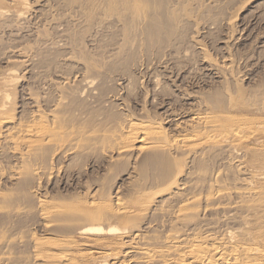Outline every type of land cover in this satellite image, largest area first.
<instances>
[{"label": "rangeland", "instance_id": "374dc122", "mask_svg": "<svg viewBox=\"0 0 264 264\" xmlns=\"http://www.w3.org/2000/svg\"><path fill=\"white\" fill-rule=\"evenodd\" d=\"M15 3L17 2L14 0H0V9L8 11L9 14L25 10L22 21L16 22L12 19V22L8 20L10 23L0 21V80L12 78V82L8 84L10 99L8 98L7 108L9 113H12L11 116L15 117V120L12 119L13 123L6 124L4 129L8 126L13 127V124L18 128L21 123L27 122L32 114H36L39 108V111L47 113L46 115L51 114L49 108H53L58 103L61 95L65 100L57 109L59 111L56 112L55 117L60 129H63H61L64 134L62 139L70 136L65 137L66 129L69 130L68 134L70 131L72 132L70 134L74 133L72 135L74 137L82 128V131L77 133L80 137H76L81 140L79 144L87 146L80 147L78 144V148L83 149V152L80 150L79 153V150L73 149L75 150L73 154L71 152L63 154L56 152L51 146L42 145L43 147L40 146V150L38 149L40 153L35 151L33 157L32 153L26 156L27 158L29 156V160L24 158L23 161H27V164L20 162L22 159L16 157L17 155L13 156L12 149H0V176H2L0 177V208L2 209H0V252L2 251L0 254L9 255L10 252L9 257H12V260L10 259L9 263L13 261V264H67L57 261L54 257L56 255H52L66 252V248L57 244V240L66 237L76 242L77 248L73 249L74 252L100 255L94 247L85 243L88 237H78L74 229L80 226L106 229L108 224L94 217H86L85 214L69 212L73 209L82 211L83 204L79 200H91L94 194L99 199L109 195L112 201L116 195L121 196V192L123 197L129 194L128 189L133 183L127 178L129 172L137 167L140 159L135 161V157L139 154L134 153V156L129 153V155L124 154L126 156L122 154L119 156L116 151H108V139L113 135L111 132L120 129L123 119L127 120L130 117L140 121L143 117V120H155L154 122L163 123L169 134L174 133L172 136H176L175 122L171 121L174 120L173 117L188 120L187 116L197 110L198 113H205L206 110V112L222 114V111L217 110L216 107V111L211 108L217 102L218 105L223 103L221 106H227L230 98L234 99L235 104L231 116L236 114L235 116L238 117L240 113L241 117H250L248 119L264 116V0H140L139 3H135V0H26L28 7H24L20 1L18 2L20 5ZM22 52L27 59L22 57ZM210 60L213 63H210ZM208 63L217 68L220 66L221 72L224 71L222 69L225 66L231 67L230 69L225 67L226 71L220 73L224 76L218 78ZM39 75H43V79ZM85 77L93 81L90 90L85 88V85L83 87L86 90L82 87L84 82L81 81ZM44 78L47 79L46 82H43ZM123 79L125 82L122 81ZM155 79L158 81L155 82ZM51 82L53 84L59 82L62 85L60 88L66 83L62 93L54 91L53 89L56 88H51L53 87ZM103 96L107 97L104 99ZM29 98H34L40 104L37 107L36 104L32 105L33 102ZM200 101L201 103L204 101V104ZM236 102L246 104L245 106L249 108L243 112L236 108ZM209 104L212 106L210 107ZM196 106L199 109L196 110L198 108ZM200 106H203V109ZM58 115L60 118L57 117ZM56 122L51 120L50 125L53 127ZM91 129H94L96 136ZM88 135H92L97 144ZM103 135L108 137L105 138L107 142H104L105 140L102 142ZM84 137L91 141L87 142L85 139L83 142ZM92 144L95 149L101 148L91 149ZM36 152L37 157L41 152L43 153L39 156L40 161L35 155ZM216 156H211V160L206 158L203 164L200 160L188 163L190 160L187 159L186 161H189L184 162L185 173L183 172L182 177H179V183L188 182L190 178L188 173L192 172L196 173V176L198 172L202 175L205 171L203 175L209 176L206 181L205 179H198L200 182L197 180V183L193 181L195 188L190 194L206 195L210 191L209 185L212 184L210 175L216 170L225 169L224 173L231 172L230 175L225 174L223 180L221 179L222 186L231 184L233 186L241 179L242 176L235 172V168L233 170V167L227 163L225 166L220 156L218 154ZM120 161L123 163V168L120 167ZM191 164L194 167L202 165L194 168ZM126 165L127 168L124 167ZM113 166H116V171L112 170ZM30 169L39 172L37 176L34 177ZM27 174L33 180L29 179ZM226 175L228 177L225 178ZM18 176L21 178H17ZM237 177L240 178L235 182ZM192 180L189 183H192ZM198 184L201 191L196 187ZM204 187L208 188L207 193ZM86 193H89L88 198ZM161 198H157L152 205L159 206L165 199V197ZM38 200L45 201L47 208L54 206L64 208L66 205H74V208L65 209V215L61 216V213L58 215L57 212L50 217V220H44L39 214ZM203 213L199 215L201 219L197 220L205 221L212 218L216 221L221 217ZM147 217L144 224L153 220V216ZM41 218L43 221L40 220ZM143 226V223L140 224L141 231L147 232L148 228ZM30 236L51 239L53 241L50 240V245L53 243L54 247L49 245L45 248L48 249L46 253H42L38 258L34 257L35 246ZM91 238L97 239L95 236ZM86 263L90 262L87 260Z\"/></svg>", "mask_w": 264, "mask_h": 264}, {"label": "bare ground", "instance_id": "6f19581e", "mask_svg": "<svg viewBox=\"0 0 264 264\" xmlns=\"http://www.w3.org/2000/svg\"><path fill=\"white\" fill-rule=\"evenodd\" d=\"M19 1L24 7H28L26 0H18V1L14 0V2H17L15 3L16 5L17 4L20 5L18 3ZM139 2L140 0H135V3H139ZM7 12L8 11L0 9V21L3 20L7 22L8 20L10 21L11 19L15 20L16 22L18 20L22 21L25 10L24 12L22 10H19L17 12H14V14H9V12L8 13ZM1 23L3 22L1 21ZM10 28L12 27L10 26ZM60 36L62 37L63 35ZM64 37H65V33L63 38ZM47 47H49V45H47ZM19 54L21 55L20 52ZM23 54L24 53L22 52V55ZM25 55L27 54L25 53ZM22 57H25V59H27L26 56L24 55ZM65 60L66 58L64 59V61ZM210 63L213 62L210 60ZM210 63L208 64L210 65L213 71L210 69L209 70L212 72L215 71L214 75H218L217 76L218 78L219 76L222 77L224 76L221 74L222 72L226 71L225 67L227 68L231 67V66H225L222 69L224 71L221 72V70L219 69L220 66L217 68V66L215 67ZM229 69L227 71H229ZM41 76L43 79V75ZM46 78L48 77L46 76ZM10 79L0 80V149L3 148L12 149V151H14L13 156L17 155L16 157L22 159V161L20 162H23L25 164H27L26 163L27 161L24 162L23 161L24 158L29 160V156L28 158L26 156L28 154L30 155L31 153L33 154V152L35 151H38V153H40L39 147L40 146L43 147L42 145H46V147L51 146L52 148H54V150H56V152H61L63 154H68L69 152L72 153L73 151L75 152V150H79L78 151L79 153L80 150L81 152H83L82 151L83 149H80V147H82L83 145L85 146L86 144L83 145L79 144L80 139L78 138L80 137V135L78 136L77 134L78 131H82L81 130L82 128L79 129L78 131L76 130L77 133L75 135L78 138L76 136L72 137L74 133L70 134L72 133L71 131L68 134L69 131L68 129H66V131L64 130L65 132H67L65 134V137L66 135L67 136L70 135V136H68L69 139L67 137H66L67 139L66 138L62 139L64 134H62L63 132V131L61 132L62 128L60 129L59 122L55 117L56 112L59 111L57 109H59V106L62 105V103H64L65 100L61 95L59 97V101L57 99L58 101L57 104L53 102L56 104L53 108L48 107L51 110L50 112L51 114L46 115L47 113L45 114L39 111L40 108L39 109L37 108L38 111H36V114L35 113L34 115L32 114L31 115L32 117L29 116L30 118H32V120H30L29 118L27 122L25 121L21 123L18 128L17 126L14 127L13 124V127L8 126L9 128L7 127L4 129L5 125L12 122V119L15 118L11 116L12 113L10 114L7 108V106H9L8 105L9 103L7 101L8 98L10 97V94L8 92L9 89L8 84L9 82H12V78ZM124 79L122 81H124ZM46 81L47 79L43 82ZM157 81L158 80L155 79V82ZM63 82L65 81L63 80ZM81 82L82 83L84 82L82 87L85 85L84 87L87 89L89 88V90L90 88L93 87V81L87 77H85ZM51 83L53 84V82ZM60 85L61 84H59L58 82V84H53V87L51 88L55 87L56 89H53L54 91L57 90L58 92L62 93L61 91L66 86V83L65 86L62 88H60ZM84 87L83 89L86 90ZM219 96L222 95L219 94ZM105 97L103 96L104 99ZM210 98L212 99V97ZM29 99L33 102L32 105L36 104L35 105L36 107L40 104L39 102L35 101L34 98H29ZM230 99H229L230 103L228 102L229 104L227 106L225 104H224L225 106H221L223 105V103L218 105L219 102H217V104L215 103L213 107L212 105H210L211 104L210 102H207V104L210 103L209 104L210 107L212 106L211 109L215 110L216 107L217 110L222 111L221 112L222 114L217 112L215 113L206 112V110L204 111L205 113L202 112L198 113L199 111L197 109H199V107L196 106L198 107L196 108L197 112L194 111L195 112L194 114L191 113L192 115L187 116L188 120L187 119L183 120L182 117H177V116L173 117L174 120H171L172 118L171 119L169 118L171 121L175 122L174 128L175 130H177L175 131L177 132L176 136H172L174 133L172 135L169 134L168 131L165 129V127H163V123L161 122L159 123L158 121L154 122L155 120L153 121L147 119L143 120L144 119L143 117L140 121L139 119L138 121H136L130 117L127 120L123 119L124 121H122L123 123L122 122L121 123L123 125L125 122L124 126L121 125L120 129L117 128L118 131H116L117 129H115L116 132L114 133L111 132L113 135H111L109 139L108 137L106 138L103 135L104 139L103 140L100 139V140H102L103 142L105 138L108 139L109 152L116 151L117 154H120L119 156H122L124 154L129 155V153L130 155H134V156H135L134 153L139 154V156H137L138 154L136 155L137 157H135V161L138 158L140 159V161L137 160L139 161V163L136 165L137 167L136 168L134 167V171L129 172L130 174H128V178H127L133 183L132 185L133 187L130 186L131 188L128 189L129 194L127 195V197L125 196L123 197L122 192H121V196L114 195L115 196L114 201H112L109 195L103 199H99V197L96 198L94 194L95 191H93L94 197H92L91 200H87V199H84V201L79 200L83 204L82 211L79 209H73L72 211L69 212L71 214H76V213L85 214L86 217H94L98 220H103L108 224V227L106 229L100 227H85V226L76 227L74 229V232L76 231L75 235L77 234L78 237H82V238L88 237L87 238L88 240L86 239L87 241L85 243H88L87 245L94 247V250H96L100 254L99 256H94L92 253L82 254V253L74 252L73 249L75 247L77 248L76 242L72 238L66 237L63 238L62 240L59 241L57 240V244H59V246L66 248V252L59 254H52V255H56L54 256L55 259L61 263L66 262L67 264H87L86 263L87 260L90 262L89 264H132V263L133 264H264V116L256 117L257 119L256 118L248 119L250 117H247L245 115L244 116L246 118L241 117V113L240 115L238 114L240 117L235 116L236 114L231 116V111L235 107V104H234V99L232 98ZM202 102L203 103H201L200 101L201 104H204V101ZM236 104H237L236 108L239 110H243V112L247 108H249L248 106H245L246 104L243 105L240 104V102L239 103L236 102ZM203 106L200 107L203 109ZM258 106H260V104ZM57 117H59V115ZM51 120L57 121L56 122L57 127H55L56 125L55 126L53 125V127L52 125H50ZM115 123L114 125H116ZM91 130H93V134L95 135L94 129ZM111 130L114 131L113 129L110 130L108 129V131ZM105 131L108 132L107 130ZM85 133L83 134L85 135ZM108 134H110V132ZM92 135H88L90 139L92 138L91 137ZM85 137H87V135H85ZM85 137L84 139H82L83 142L91 141L90 139L87 140L88 137L87 138ZM81 138H83L82 134H81ZM92 140L95 141L96 143V139L92 138ZM104 142H107V140H105ZM95 143L93 142V144ZM78 144L80 145L79 148H78L79 146ZM93 144L90 146L91 149L96 150L101 147L103 148L102 143H101L102 146L98 147L100 146L99 144L97 146L98 148L96 149ZM92 146H94V148H92ZM44 150H45V146L43 151ZM50 151L52 152V150ZM38 153L35 154L36 157ZM42 154L43 153L41 152L39 156ZM217 154L220 156L221 160L224 161V162L222 161L223 163L225 164L227 163L228 165L232 166L233 170L234 168L236 169L235 172L237 171L236 173L242 176L241 179L239 180L238 178L240 177H237L235 178L236 179L235 182L239 180L238 183H234L235 185L233 186L232 184L230 186L224 185L225 186L224 187L222 186L223 184L222 180L224 179L223 176L227 173L230 175L231 172L229 171L230 172L229 173L228 171H226L227 173H224L223 171H225V169L223 171L216 170L213 172V174L211 173L209 178L212 183L209 185L211 186L209 188L210 191L208 192L207 191L208 188L206 189L204 187L206 189V193L208 192L207 194L205 193L206 195H200V193L199 195L190 194V192L192 193V190L195 188V185L193 188V184H195L193 181H196V183L198 179L199 180L205 179L206 181V179L209 176H207L208 174L203 175V173L205 172L204 171L205 168H203L204 172L202 173V175L200 172H198L200 174L197 173L196 176H195L196 173L194 174V172H192L193 174L188 173L190 175V176L188 175V178L190 177L189 181L193 179L192 183H189L188 180H187L188 182L185 181L188 184L179 183V177L183 175L182 173L184 172L183 166L184 165L186 166V163L184 164V162H188L190 160L188 163H195L196 161L200 160V163L203 164V160H207L206 158H210L211 156L214 155L216 156ZM33 156L34 154L32 155V157ZM39 156L37 158H39L40 161L41 158ZM171 156H174L176 159H173L174 157L171 158ZM187 159L189 160L186 161ZM211 159L212 158H210V160ZM122 161H124V159H122ZM112 163L111 165H113ZM40 164L42 163L40 162ZM122 164L123 163L120 164L121 165L120 167L123 168ZM227 164L225 166H227ZM192 166L189 165V167ZM196 166L197 165L193 167L196 168ZM124 167L127 168V165ZM115 168L116 166H113L112 170ZM197 169L200 170V168ZM116 170L117 169H115V171ZM32 172H33L32 175H34V177L37 176V174L39 173L36 170ZM18 173L20 172L18 171ZM29 174H27L28 177L31 175ZM21 176L24 177L23 175ZM21 176H18L17 178L19 177L21 178ZM226 177H228V175H226L225 178ZM29 179L33 180V178L30 177ZM199 180L198 182H200ZM143 181L145 184L143 183ZM199 185L200 184L196 186L198 190H200L198 187ZM88 194L89 193H86L87 198H88ZM103 196L104 195H102V197ZM161 197H165V199L160 202L161 205L158 203L159 206L157 204H156L157 207H155L156 205L153 206L152 205L153 202L157 198H161ZM38 201H39L38 205L40 207L39 214L44 220H48V219L50 220V217L54 213L56 214L57 212H59L58 215H60V213L61 216L65 215V211H66L65 209L70 210L74 208V205H66L64 208L55 207V206L52 208L50 207L47 208L48 206H46L45 201L42 200L41 201L38 200ZM203 212L205 214L206 213L211 214L210 216L216 214L221 217H219L220 219H217L216 221L213 220L212 218H210L209 220L207 219L205 221L203 219L197 220V219H201L199 215H201ZM149 215L153 216V220L144 224L145 218H148L147 216ZM42 218L40 220L43 221ZM195 220H197L196 223ZM142 223L144 225L143 226L144 228L146 229L148 228L147 232L143 233V231H141L140 224L142 225ZM149 233L152 235H150ZM34 236H30V237L32 239L31 240L32 244H34L35 246L34 257L38 258L39 255H41L45 251L47 252L48 249L46 250L45 248L49 246L51 241L53 240L50 239L51 240L50 241L48 238L47 239H40L38 237L34 238ZM92 236L97 237V239L93 240V238H91ZM123 237L125 239H123ZM22 242L23 241H21L20 243L22 244ZM0 253H2V251ZM10 254H11L10 252L9 255L6 253L0 254L2 255L0 256V264H13L14 263L13 261L9 263L10 259L12 258L9 257ZM41 259L44 260L43 257Z\"/></svg>", "mask_w": 264, "mask_h": 264}]
</instances>
